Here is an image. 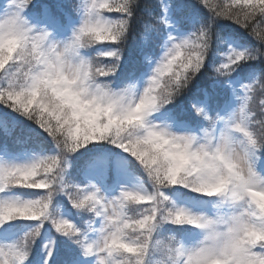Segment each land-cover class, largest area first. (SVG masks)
<instances>
[{
    "label": "snow or ice",
    "instance_id": "6c2138e0",
    "mask_svg": "<svg viewBox=\"0 0 264 264\" xmlns=\"http://www.w3.org/2000/svg\"><path fill=\"white\" fill-rule=\"evenodd\" d=\"M223 21L252 43L231 47ZM258 23L264 0H2L0 194L36 191L0 199V229L34 222L19 240L0 244V264H24L45 223L67 241L63 264H264V223L249 224L235 210L264 183ZM137 30L153 50L138 46L143 60H129L125 48ZM95 45L103 47L90 54ZM236 136L244 147L233 158ZM22 155L31 160L15 162ZM225 164L235 183L210 191L229 178ZM181 190L207 200L190 208L173 199ZM253 214L264 222V210ZM184 226L200 238L172 230ZM43 248L48 264L55 239Z\"/></svg>",
    "mask_w": 264,
    "mask_h": 264
},
{
    "label": "trees",
    "instance_id": "16d2710c",
    "mask_svg": "<svg viewBox=\"0 0 264 264\" xmlns=\"http://www.w3.org/2000/svg\"><path fill=\"white\" fill-rule=\"evenodd\" d=\"M1 1V0H0ZM37 2H43V0H37ZM73 3H78L79 0H72ZM142 3H156L157 0H141ZM218 2V0H209L210 4H216ZM116 13H112L110 14V16H115ZM204 15L206 16L207 13L205 12ZM133 31H135V25H138V23L134 22L133 23ZM222 29H224L226 34H231L232 35V39L230 41H237L240 45L244 46L245 44L248 43H252V38L247 34L246 31L238 28L236 25L231 24L230 22L227 21H223L221 22V24L219 25ZM258 27H262L264 28V25L262 24H257ZM134 35H137L138 39L136 42H134L131 37L129 38L126 48H125V58L129 59V60H143V54H141L138 50V46L139 47H144V42H141L139 40V30H137L136 32L133 33ZM151 42V40H148ZM229 41V43H230ZM132 43V45H128L129 43ZM95 46H101V45H95ZM103 47V46H102ZM227 45H220L218 47V51L223 53L226 49ZM95 49V47H93ZM214 50H217L214 46ZM144 54H149V51H144ZM217 59H219V57H217ZM191 95V93H189L187 96H185L184 98H182L181 103L184 105L185 108L188 107V99L189 96ZM264 99V95H261L259 90L256 94V99H255V111L257 113V116L259 118V112H260V108H259V103L260 100ZM0 111H6L4 109H0ZM10 115H14L11 114ZM17 135H19V130H17L16 132ZM2 134H0L1 136ZM2 138V136H1ZM38 140H41L40 137L37 138ZM42 143H44V146L46 148H49L50 145H48L46 143V141H42ZM36 191V190H30V189H12L11 192L12 193H18L21 196H28L30 198H32V193ZM184 197H193L195 198L197 201H200V199H202L203 196H200V194H196V193H189L186 190H181ZM73 214H75L73 212ZM130 215L132 213H129ZM76 215V214H75ZM34 222L31 221H24V220H16L11 222V226L7 227L10 230L15 229L16 231L18 229H26L27 231L33 226ZM168 226H166L167 228ZM175 229V228H173ZM191 228L189 226L184 227V229L178 230V234L181 235L182 233H184L187 230H190ZM44 231H50L51 234L53 235L54 239H55V244H59L58 246V253L55 255V257L53 256V259L49 260L50 264H62L64 258H65V249L68 247L67 241H65L62 237L58 236L54 230L50 227V225L48 223H45L41 229L40 235L39 237L35 240V243L33 244L31 251L29 253V256L27 258V260L25 261V264H36L38 262V259L40 258V254H41V250L43 248L42 244H43V239H42V233ZM40 252V253H39Z\"/></svg>",
    "mask_w": 264,
    "mask_h": 264
},
{
    "label": "rangeland",
    "instance_id": "374dc122",
    "mask_svg": "<svg viewBox=\"0 0 264 264\" xmlns=\"http://www.w3.org/2000/svg\"><path fill=\"white\" fill-rule=\"evenodd\" d=\"M0 2H2V0ZM137 27H138V25H135V28H137ZM128 45H132V43L130 42ZM230 45H231V47L236 48V49H242L243 48V46L240 45L235 40L234 41H230ZM102 46L103 45H101V46H93V47H95V49L93 47L90 48L89 49L90 54L94 55L96 53L97 49L102 48ZM142 48L146 52L149 51V54H151V52L153 50V46H152V43L150 41H146L144 43V47H142ZM1 136H0V139H2ZM30 160H31L30 156H23L22 155V156L18 157L15 160V162H17V163H25V162H29ZM261 175H262V177H264V173H262ZM133 183L139 185L138 181H134ZM16 197H19L20 199H28V198H30L28 196H21L18 193H12L11 191L9 193H7V194H0V199H3V198H16ZM173 199H179L181 203L185 204L186 206H188L190 208L200 207V206H202L201 202L207 200L206 197H202V199H200V201H197L193 197H189V198L188 197H184V196L178 197V196H175V195L173 196ZM213 199L215 200L216 198H213ZM204 206H209V205H204ZM60 212H61V215L65 216L66 218H68L69 220L73 221L74 223H77V224L80 223V220H77L75 214L72 213L71 215H68V213L65 212L63 208H61ZM81 219H84V218L82 217ZM184 227H187V226H184ZM172 230L174 232L178 231L176 228L172 229ZM26 232H27V230L23 229V228L18 229L17 231L15 229L10 230L7 227L2 228V229H0V244L13 243V242L19 240ZM42 234H43L42 235V239H43L42 240L43 241L42 246L47 241L54 239V237H53V235L51 234L50 231H44ZM181 235L184 236L185 239H187L189 241H195V240H198L200 238V234H199L198 230L192 229V228L190 230L185 231ZM58 246H59V244H55L53 255H52V257L49 260L53 259V256L55 257V255L58 253V251H57ZM44 255H45V249L42 248L41 254H40V258L38 259V262L36 264H43ZM24 264H25V262H24ZM48 264H50L49 261H48ZM59 264H60V261H59ZM62 264H63V262H62Z\"/></svg>",
    "mask_w": 264,
    "mask_h": 264
},
{
    "label": "clouds",
    "instance_id": "9594fccd",
    "mask_svg": "<svg viewBox=\"0 0 264 264\" xmlns=\"http://www.w3.org/2000/svg\"><path fill=\"white\" fill-rule=\"evenodd\" d=\"M12 47L11 42L7 45L8 50L10 51ZM7 53L4 51V46H0V64L3 63L4 59L6 58ZM16 69L13 68L12 71H15ZM261 132L264 133V128H261ZM231 152L233 158L242 155L243 152V143H242V137L236 136L234 137L231 145ZM225 167H227L228 172L230 174L229 178H221L216 181V183L209 185L208 188L209 190H220L223 189L224 187H229L231 188L232 185L229 183V179H232V182L235 183L234 179V174L232 173V166L230 164H225ZM223 171V168L221 169ZM242 175L247 176L246 170H243ZM216 199L218 201H223L225 198L223 196H217ZM249 200H251L253 203L251 207L249 206ZM227 207V206H225ZM236 212L237 214L244 213L243 215V220L246 221L249 224H261L264 222L258 221L253 214L254 210H264V183H261L258 186H254L249 189L247 192V197L239 201L236 205ZM246 235L251 238L255 239L259 233L256 232H248ZM213 264H221L219 261H214Z\"/></svg>",
    "mask_w": 264,
    "mask_h": 264
}]
</instances>
